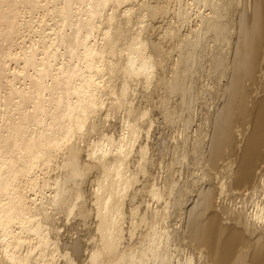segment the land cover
I'll list each match as a JSON object with an SVG mask.
<instances>
[{
  "label": "bare ground",
  "instance_id": "6f19581e",
  "mask_svg": "<svg viewBox=\"0 0 264 264\" xmlns=\"http://www.w3.org/2000/svg\"><path fill=\"white\" fill-rule=\"evenodd\" d=\"M170 7L150 49L141 24ZM206 66L211 130L188 143L180 105ZM150 85L165 103L178 93L157 114L186 125L187 141L164 144L178 168L161 182L153 108L132 97ZM215 190L239 211H220ZM263 263L264 0H0V264Z\"/></svg>",
  "mask_w": 264,
  "mask_h": 264
},
{
  "label": "rangeland",
  "instance_id": "374dc122",
  "mask_svg": "<svg viewBox=\"0 0 264 264\" xmlns=\"http://www.w3.org/2000/svg\"><path fill=\"white\" fill-rule=\"evenodd\" d=\"M136 7V6H135ZM135 7H134V9H135ZM135 12H137V10L135 11ZM171 14H173L172 13V7H170L169 8V12L167 13V15H166V17L164 18V21L162 20V21H160L161 20V18H159L158 17V19L157 20H159V21H157V22H155L154 23V21H151V20H148V19H146L143 23H144V25H143V23L141 24V27L143 28V27H145V28H143V30L144 31H142V36L143 37H145L146 39H148V42H149V48H150V46H151V48H152V45L150 44L152 41L154 42H156V41H158V39L156 38V37H159V35H161L162 33H161V29H162V27H165V22H166V20H168L167 18H170L172 15ZM138 16V14H134V15H132V18H134L133 20H135L136 19V17ZM135 16V17H134ZM175 20H176V18H174ZM174 19H172V21H174ZM148 23H151V24H154V27L157 25V26H159L158 28H155L156 30H158V31H156L154 28H153V32L152 31H150L152 28H150V25L148 24ZM176 21H175V25H176ZM172 24V23H171ZM174 24V23H173ZM178 24V23H177ZM130 25V24H129ZM138 25V24H137ZM136 24L135 25H133L132 26V30L133 29H135V28H137V27H139V26H137ZM143 25V26H142ZM148 25H149V27H148ZM162 26V27H161ZM148 27V28H147ZM148 29V30H147ZM131 30V31H132ZM145 30H147V31H149V33L147 32V31H145ZM148 33V35H146L147 33ZM150 33H151V35H150ZM158 34V36H157V34ZM156 34V35H155ZM155 35V37H153ZM148 36V37H147ZM151 37V39H149ZM152 37H153V40H152ZM155 38V39H154ZM157 39V40H156ZM154 42V43H155ZM164 42H166V43H164ZM212 43V42H211ZM162 44H164L163 45V48H169L168 50H169V53L171 52V54H170V56H172L173 54V52L174 51H172V49H171V45L170 44H168V42L167 41H163L162 42ZM165 45H166V47H165ZM150 48V49H151ZM174 50V49H173ZM152 53H154V52H152ZM169 55V54H168ZM170 56H169V58H170ZM165 61L167 62V60L165 59ZM202 67V66H201ZM201 67H199L198 68V71L200 72V74L202 73L203 75H198V74H193V76H194V78H198L197 76H199V77H201V78H198L199 79V81H195L194 83H192V85H194V86H192V87H194V88H191V89H193L191 92L193 93V95H192V93H191V98L189 99V103H191L190 104V106H189V103H188V100H187V102L185 101V99H184V106L181 104L180 106H182V107H184L183 108V110L184 111H182V113H183V116H184V118H183V116L182 117H179V115L178 114H180L181 113V111L179 110V112L180 113H178V112H174V113H172V114H174V115H172L171 114V116L172 117H170V119L169 120H167V119H164L162 116H159L157 113H158V111L161 109V106L167 101V100H165L164 101V99L161 101V97H162V95H164V93H162V91H164L163 90V88L161 87V85H160V87H157V86H154V85H150V87H152V88H150V89H147V90H145L144 91V89L142 88V90H141V88L139 89L138 87H141V86H138L137 87V91L135 92V94H133L132 95V97H133V99L134 98H136L135 100H133V102H135V104L136 103H138V104H142L143 103V101H144V103L142 104L143 106L145 105V106H152L151 108L149 107V109H152V111H150V113H151V117H152V120H153V124H152V126H151V128H150V140H149V144L151 145L150 146V148H151V150H150V159L152 160V162H151V164L152 165H150V169H151V171H152V173H154L155 171H156V169H157V171L153 174V175H155V176H157V180L160 178V181L158 180L157 182H161L162 180H163V176L165 175V177L164 178H166V176H170V173H171V170L174 168V169H177L178 167L177 166H173L172 165V161H170V159H168V158H171L172 156L170 155V153H166L165 154V156H164V154H162L163 152H162V149H164V144L166 145V144H168V142L169 143H171L172 142V145H173V143H175V141L173 142L172 140H174L173 138H171V137H177L178 136V134L179 135H182V136H180V140L184 137L183 135H185V137H184V139L186 140V134H183V132L182 131H179L180 130V128L183 126V127H185L186 125H184L183 123V119H185L186 117H185V115L186 116H188V118L190 117V126H189V124L187 125V126H189V129L187 128L186 130H184L185 128H182L181 130H183L184 131V133H186V132H188L187 133V135L189 134V136L190 135H193V136H188L187 137V140H189V142L188 143H190V142H192V139L194 140V138H196L197 137V135L196 134H198L199 133V135L200 134H203V133H205V131L207 130V129H209V130H207V132L209 133L210 132V130H211V125H210V117L212 116L211 114H213V107H214V105L216 104V103H214L213 104V102H212V93H213V81H211V79L210 78H208L207 76H204V75H208L207 73H208V70H209V67L208 66H206V67H204V68H201ZM208 68V69H207ZM201 69V70H200ZM198 72V73H199ZM207 72V73H206ZM209 72H210V70H209ZM196 75V76H195ZM213 75V74H212ZM192 76V77H193ZM203 76V77H202ZM203 78H205V79H203ZM197 79V80H198ZM210 79V80H209ZM204 80H206V81H204ZM208 80V81H207ZM203 81V82H202ZM211 81V82H210ZM200 82H202V83H200ZM207 84H205V83ZM198 83V84H197ZM210 83H211V87H210ZM197 84V85H196ZM203 84V85H205V86H201V85ZM209 84V85H208ZM198 86V87H197ZM155 87V88H154ZM199 87H201V88H199ZM198 88V89H197ZM205 90V92H204V90ZM142 92V93H140V91ZM161 91H160V90ZM198 91H197V90ZM211 89V90H210ZM149 90V91H148ZM156 90V91H155ZM201 90H202V92H201ZM147 91V92H146ZM150 91H151V94H155V92H156V94H155V96H157L156 98L155 97H152L151 98V94H149L150 93ZM154 91V92H153ZM159 91V92H158ZM200 91V92H199ZM207 91H209L208 93H207ZM140 93V94H138V93ZM147 94H145V93ZM153 92V93H152ZM197 92V93H196ZM199 92V93H198ZM157 93H158V95H157ZM162 93V95H160V94ZM200 93H202L201 94V96L199 95ZM143 95L142 96V99L140 98L141 96L140 95ZM176 94V96H174ZM175 94H171L170 95V97H169V102H167V103H165V105L166 106H168V107H170L171 105H174V104H176L177 102H180L179 100V97H178V93H175ZM140 97H139V96ZM146 95V96H145ZM149 95H150V98H149ZM194 95H196V96H194ZM138 96V97H137ZM166 96V95H165ZM200 96V97H199ZM149 98V100L148 99H144L143 100V98ZM158 97H159V99H160V101H159V99H158ZM171 97H174V98H172L171 100H170V98ZM202 97V98H201ZM210 97V98H209ZM212 97V98H211ZM138 98L140 99L139 101H140V103H139V101H138ZM196 98V99H195ZM150 99H153V100H150ZM155 99H156V101H155ZM179 99V100H178ZM142 100V101H141ZM147 102H146V101ZM158 100V101H157ZM174 100V101H173ZM192 100V101H191ZM197 100V101H196ZM211 100V101H210ZM138 101V102H137ZM151 101V102H150ZM155 101V102H154ZM171 101H173V102H171ZM149 102L151 103V104H149ZM160 102V103H159ZM163 102V104H161ZM171 102V103H170ZM194 102V103H193ZM218 102V101H217ZM158 103H159V106H158ZM196 103V104H195ZM204 103V104H203ZM137 104V105H138ZM156 104V105H155ZM186 104V105H185ZM207 104V105H206ZM188 105V106H187ZM156 106L158 107L157 109H155L156 108ZM176 106H178V105H176ZM175 106V107H176ZM185 106H187V107H185ZM167 107V108H168ZM188 109V110H186V109ZM192 108V109H191ZM199 108V109H198ZM174 109V108H173ZM190 109V110H189ZM186 110V111H185ZM187 111H189V113H190V115L191 116H189V113L187 112ZM187 112V113H186ZM209 112V113H208ZM185 114V115H184ZM176 116V117H175ZM166 121L165 123H162V122H164V120ZM174 118H176V119H174ZM178 118H180L179 120H178ZM183 118V119H182ZM205 118V119H204ZM116 119V120H115ZM115 119H114V117H112V119L111 120H109L105 125H107V124H111L112 123V121L113 120H115L114 121V123L113 124H111V125H114L115 123V127L117 126V125H119V123L117 122L118 120H117V117L115 116ZM175 121H174V120ZM203 119H204V121H203ZM206 119H207V121H206ZM156 120V121H155ZM173 120V121H172ZM176 120H178L177 122H176ZM191 120H192V122H191ZM171 121L173 122L172 124L173 125H171V124H168L169 122L171 123ZM180 121V122H179ZM206 121V122H205ZM154 122H156V123H154ZM181 122H183V123H181ZM166 123H167V125H166ZM175 123H178V125L177 124H175ZM204 124H206V125H204ZM110 125V126H111ZM166 125V126H165ZM171 125V126H170ZM176 125H177V127H176ZM200 125V126H199ZM208 125V126H207ZM196 126H197V128L198 127H200V128H196ZM172 127H174V128H172ZM205 129H204V128ZM207 127V128H206ZM107 128H109V129H111L112 128V126L111 127H107ZM194 128V129H193ZM177 129H179V130H177ZM195 130V131H198L199 129H200V132H197V133H195V131H193V130ZM237 129V128H236ZM112 130L114 131L115 129L114 128H112ZM177 130V131H176ZM188 130V131H187ZM176 131V132H175ZM193 131V132H192ZM191 132V133H190ZM203 132V133H202ZM205 133L204 134V136L205 135H207L208 133ZM181 133V134H180ZM172 135V136H171ZM174 135V136H173ZM209 135V134H208ZM208 135H207V137H208ZM202 136V135H201ZM200 136V137H201ZM179 137V136H178ZM178 137L177 138H175V140H178ZM169 138V139H168ZM197 138H199V137H197ZM201 138H203L206 142H207V139L208 138H206V136L205 137H201ZM170 139H172V140H170ZM183 139V140H184ZM180 140H178V141H180ZM184 140V141H185ZM186 140V141H187ZM191 140V141H190ZM171 141V142H170ZM185 141V142H186ZM187 143V142H186ZM170 145V144H169ZM239 146H241L240 144H239ZM205 147H206V144H205ZM162 152V153H161ZM190 152V151H189ZM169 154V155H168ZM161 155V156H160ZM154 156V157H153ZM164 156V157H163ZM167 156H168V158H167ZM176 156V155H175ZM156 157V158H155ZM166 158V159H165ZM162 159V160H161ZM187 159V157L185 158V160ZM189 159V158H188ZM187 159V160H188ZM160 162H159V161ZM167 160V161H166ZM184 159L182 160V165L181 166H179L180 164H178V163H176L178 166H179V168L181 169L180 170V172H182L181 173V175H180V180L179 181H182L183 179H185L186 177V172H187V169L186 168H188L189 166L187 165L189 162V160L188 161H185ZM154 161H155V163H154ZM169 161V162H168ZM161 162H163V163H161ZM167 162H168V164L170 165V162H171V165L170 166H172V167H170V166H167L168 164H167ZM158 163V164H157ZM161 163V164H160ZM219 163H221V162H219ZM156 164V165H155ZM166 164V165H165ZM153 165H154V167H153ZM159 165H162V167L161 166H159ZM157 166V167H156ZM164 166H165V168H164ZM183 166V167H182ZM153 167V168H152ZM161 167V168H160ZM171 169H169V168ZM166 168H167V170H166ZM205 169H207V167H204ZM161 170V172H160V170ZM164 171V172H163ZM200 172V171H199ZM215 172H217V170L215 169V170H213V174L215 173ZM159 173V174H158ZM160 173H161V176H160ZM164 173H166V174H164ZM157 174V175H156ZM168 174V175H167ZM160 177H159V176ZM163 175V176H162ZM176 173L174 174V176L175 177H173V178H176V180L178 179V177H176ZM184 175V176H183ZM214 176V175H213ZM220 176H221V174H220ZM162 177V178H161ZM183 177H185V178H183ZM187 179V178H186ZM190 179V178H189ZM215 180V181H214ZM217 182H218V180H216L215 178L213 179V187L217 184ZM216 183V184H215ZM206 185V184H205ZM217 191L218 190H215V193L216 194H218V195H216V197H218V198H216L215 197V195H214V198H213V201L214 200H216L217 202L219 201V205L220 206H222V209H220V211L221 210H224L225 208L227 209H230L231 211L232 210H234L235 209V211H239V209L240 208H238V206L240 207V203H238L237 201H239V199H238V196H236L235 194H228L229 192H227L226 193V190H225V193H224V190L222 191V193H224V194H221V195H219L220 194V191H218V193H217ZM231 195H233V196H235V197H233V196H231ZM222 196V197H221ZM233 197V198H232ZM237 200L236 202H234L235 201V199ZM223 199V200H222ZM215 201V202H216ZM234 202V203H233ZM233 203V204H232ZM238 203V204H237ZM237 206H236V205ZM235 206V207H234ZM183 207V206H182ZM230 207V208H229ZM233 209H232V208ZM238 208V209H237ZM227 209V210H228ZM237 209V210H236ZM170 210H172V209H170ZM229 210V211H230ZM175 211V210H174ZM174 211L172 212V211H170V213L172 212V213H174ZM172 213H171V215H169L168 217L169 218H167L166 220V224H173V223H176L177 221H178V219H176L177 218V210L175 211V213L173 214V216H172ZM222 213V212H221ZM176 219V220H175ZM222 219H224V218H222ZM170 220V221H169ZM174 220V221H173ZM223 221V223L225 222L224 220H222ZM74 222V223H73ZM172 222V223H171ZM69 223V224H68ZM67 223V226L69 227L68 229L69 230H71V228L73 229L74 228V230H72V231H79L80 230V226H78L77 225V222H75V221H70V222H68ZM72 223H73V225H72ZM178 224H179V222H177ZM169 224V229L170 228H172V226ZM263 225V224H262ZM168 226V225H167ZM173 226H175L174 224H173ZM178 226V225H177ZM79 227V228H78ZM176 227V226H175ZM67 229V230H68ZM62 232V231H61ZM77 232L72 236L73 238L70 240L69 239V241L67 240V238H65V241L67 240V242H70V241H72L73 239H75L76 238V236H77ZM63 236V235H62ZM64 238V237H63ZM264 264V263H263Z\"/></svg>",
  "mask_w": 264,
  "mask_h": 264
}]
</instances>
